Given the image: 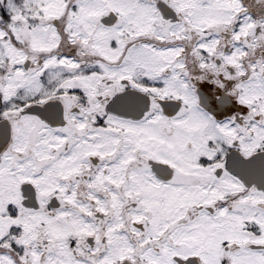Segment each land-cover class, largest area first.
Masks as SVG:
<instances>
[{
	"label": "snow or ice",
	"instance_id": "6c2138e0",
	"mask_svg": "<svg viewBox=\"0 0 264 264\" xmlns=\"http://www.w3.org/2000/svg\"><path fill=\"white\" fill-rule=\"evenodd\" d=\"M0 264H264V0H0Z\"/></svg>",
	"mask_w": 264,
	"mask_h": 264
}]
</instances>
